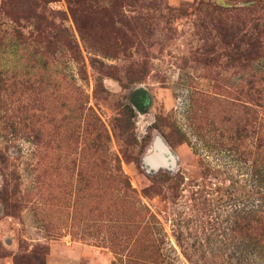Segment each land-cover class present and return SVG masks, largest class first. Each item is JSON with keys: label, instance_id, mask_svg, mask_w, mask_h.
<instances>
[{"label": "rangeland", "instance_id": "1", "mask_svg": "<svg viewBox=\"0 0 264 264\" xmlns=\"http://www.w3.org/2000/svg\"><path fill=\"white\" fill-rule=\"evenodd\" d=\"M35 23L55 71L4 45ZM0 29V264H264V0H0Z\"/></svg>", "mask_w": 264, "mask_h": 264}, {"label": "trees", "instance_id": "2", "mask_svg": "<svg viewBox=\"0 0 264 264\" xmlns=\"http://www.w3.org/2000/svg\"><path fill=\"white\" fill-rule=\"evenodd\" d=\"M1 30V29H0ZM79 34L82 37V34H84V30H82L80 27L77 28ZM10 41L6 42L4 45H15L18 41L21 39L26 41V44L29 47V53L33 59L39 64L40 67H43L46 69V67H52L55 71V68L57 67L56 61L53 59L56 57V50H60L59 47V38L58 34L54 32L52 29H49L45 26H39V23L33 24L32 28L28 30L27 35H23V32H21L18 27L12 26V29L10 31ZM3 36V33H1V36ZM0 43L1 38H0ZM65 45L68 49H71L74 53L71 55L73 58H77V54L75 53V46L76 44L68 40L65 42ZM254 47H257L259 44L257 43L252 44ZM93 46V45H92ZM94 47V46H93ZM92 48V47H91ZM55 53V54H54ZM55 55V56H54ZM91 64H103L101 59L97 58L96 56H92L90 58ZM48 81L50 77H47ZM264 80V75L259 74L258 81L261 82ZM49 84V83H48ZM248 101L250 103V106L253 107L252 111H256V108L259 106H263L264 109V89L263 88H255L253 91L249 93ZM252 139L254 140V143H252L255 147V154L260 153L264 150V133H260V125L259 123L253 124L252 128L250 129ZM222 133V132H221ZM101 133H96L94 135V139H96V142L98 141L97 138H100ZM246 134L245 126L242 124L235 125V128L233 127L230 132L227 134L226 138H233V140H241V138ZM253 142V141H252ZM237 145L234 144V148H236ZM247 154V153H246ZM253 166L255 168V173L258 178V180H261L264 183V165L261 163H253ZM258 166V168H257Z\"/></svg>", "mask_w": 264, "mask_h": 264}, {"label": "flooded vegetation", "instance_id": "3", "mask_svg": "<svg viewBox=\"0 0 264 264\" xmlns=\"http://www.w3.org/2000/svg\"><path fill=\"white\" fill-rule=\"evenodd\" d=\"M144 100H145V96L143 95L141 96V94H139L137 97H134L132 102L136 106L137 109L142 110L145 108Z\"/></svg>", "mask_w": 264, "mask_h": 264}, {"label": "water", "instance_id": "4", "mask_svg": "<svg viewBox=\"0 0 264 264\" xmlns=\"http://www.w3.org/2000/svg\"><path fill=\"white\" fill-rule=\"evenodd\" d=\"M137 89H141V88L139 87ZM145 107H146V105H145ZM155 139H156L155 140V146H157V147L160 146L161 149H163L164 151H166L168 153V155H169V149H168V147L163 142H161L160 139H158V138H155ZM146 157H147V154L144 155L143 159H146ZM169 158H171V160H172L173 159L172 155H169Z\"/></svg>", "mask_w": 264, "mask_h": 264}]
</instances>
